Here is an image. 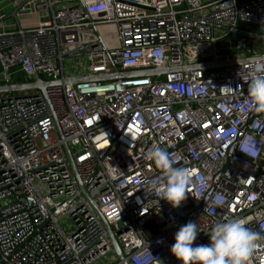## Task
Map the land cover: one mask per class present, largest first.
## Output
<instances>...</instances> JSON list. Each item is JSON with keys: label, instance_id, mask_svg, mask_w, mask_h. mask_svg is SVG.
<instances>
[{"label": "built area", "instance_id": "1", "mask_svg": "<svg viewBox=\"0 0 264 264\" xmlns=\"http://www.w3.org/2000/svg\"><path fill=\"white\" fill-rule=\"evenodd\" d=\"M11 3L31 4L40 20L0 30V86L19 77L63 84L48 99L39 90L0 99V264H180L170 251L179 226L196 222L194 244H208L212 227L233 218L261 237L248 264H264V111L248 95L262 61L65 84L262 56L245 39L228 53L220 43L246 26L264 34V0ZM75 58L76 70L66 68ZM154 147L192 177L178 208L151 187L164 186L147 158Z\"/></svg>", "mask_w": 264, "mask_h": 264}, {"label": "clouds", "instance_id": "2", "mask_svg": "<svg viewBox=\"0 0 264 264\" xmlns=\"http://www.w3.org/2000/svg\"><path fill=\"white\" fill-rule=\"evenodd\" d=\"M248 95L256 110L264 111V62L254 64L249 73ZM147 158L164 176V186L153 184L152 189L160 200L178 208L187 199L189 186L193 182L188 169L174 166L168 152L161 147L150 149ZM210 203L212 206H222L219 199ZM245 224L243 218L218 222L211 229L209 243L195 245L199 231L196 222L190 221L178 227L175 242L170 248L171 254L180 264H248L261 237Z\"/></svg>", "mask_w": 264, "mask_h": 264}, {"label": "water", "instance_id": "3", "mask_svg": "<svg viewBox=\"0 0 264 264\" xmlns=\"http://www.w3.org/2000/svg\"><path fill=\"white\" fill-rule=\"evenodd\" d=\"M23 8V6H20L18 8H14L13 12L8 16L9 18L18 20V13ZM4 18L3 21L9 19ZM1 22V21H0ZM235 33L242 34L246 36L247 38L251 39H257V40H264V34L257 33L252 26H246L244 30H236ZM264 62V54L262 56L256 57V58H247V59H236L232 61H222L218 62L213 60L212 62H206V63H199V64H193V65H187V66H171L167 68H155L150 70H143V71H131V72H115L111 75H103V76H94V77H86V78H78V79H68L65 81V84L74 86L79 83H86V82H111L121 79H130V78H139V77H156L161 78L167 74L175 73V72H185V73H193L195 71H209V70H221L228 67H235L238 65H242L244 63L248 62ZM62 81L57 82H47L42 80L40 77L36 78L35 82L32 83H24V84H14L9 86H0V94H11V93H19V92H27V91H35L39 90L43 93L46 99H48L47 96V89L53 86H59L62 85ZM66 151L69 156V159L72 163V167L75 173V176L78 180V184L80 187L81 192L88 197L85 187L82 185V182L79 177V173L77 170V167L74 163V159L72 156V152L69 148V146H66ZM98 211V209H97ZM103 218V217H102ZM109 235L112 239V242L114 244V247L118 251L119 256L122 258L123 254L121 252V249L114 237V233L107 225Z\"/></svg>", "mask_w": 264, "mask_h": 264}, {"label": "crops", "instance_id": "4", "mask_svg": "<svg viewBox=\"0 0 264 264\" xmlns=\"http://www.w3.org/2000/svg\"><path fill=\"white\" fill-rule=\"evenodd\" d=\"M14 7L11 3V0H0V19L1 18H7L10 16V14L13 12ZM9 18V17H8ZM40 15L35 12V10L32 8L31 4L26 5L20 12L18 13V20L9 18L2 23H0V30H12L19 27H35L39 23ZM245 28L242 27L240 30H244ZM257 33H262L263 31L254 28ZM245 39L247 46H251L254 48L259 54H264V40H257V39H251L247 38L246 36L242 34L235 33L232 37H228L226 40H223L220 43V46L222 47L224 52L228 53V46H231L232 44H236L238 40ZM234 54L236 56H242L243 54L240 51H234ZM0 71H1V65H0Z\"/></svg>", "mask_w": 264, "mask_h": 264}, {"label": "rangeland", "instance_id": "5", "mask_svg": "<svg viewBox=\"0 0 264 264\" xmlns=\"http://www.w3.org/2000/svg\"><path fill=\"white\" fill-rule=\"evenodd\" d=\"M79 60L78 59H73L72 61L70 62H65V65H66V68L72 70V71H75L78 64ZM69 74V73H68ZM26 92H19V93H11V94H0V99H5V98H10V97H18V96H21V95H24ZM107 262L104 261V262H100L99 264H106Z\"/></svg>", "mask_w": 264, "mask_h": 264}, {"label": "trees", "instance_id": "6", "mask_svg": "<svg viewBox=\"0 0 264 264\" xmlns=\"http://www.w3.org/2000/svg\"><path fill=\"white\" fill-rule=\"evenodd\" d=\"M263 33V32H262ZM16 84H24L26 80L23 77H19L14 81Z\"/></svg>", "mask_w": 264, "mask_h": 264}]
</instances>
